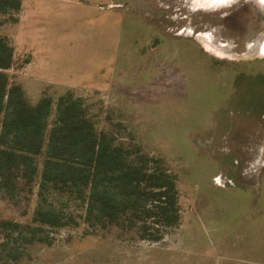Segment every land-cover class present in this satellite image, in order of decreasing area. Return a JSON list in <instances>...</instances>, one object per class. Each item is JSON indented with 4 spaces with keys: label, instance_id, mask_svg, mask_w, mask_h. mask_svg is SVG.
I'll return each mask as SVG.
<instances>
[{
    "label": "rangeland",
    "instance_id": "1",
    "mask_svg": "<svg viewBox=\"0 0 264 264\" xmlns=\"http://www.w3.org/2000/svg\"><path fill=\"white\" fill-rule=\"evenodd\" d=\"M203 3L23 0L0 27L30 100L83 97L99 129L164 159L181 214L154 242L92 227L62 199L70 224L44 240L0 228V264H264V56L251 50L264 15L255 0ZM37 201L34 185L0 189V219L33 224Z\"/></svg>",
    "mask_w": 264,
    "mask_h": 264
},
{
    "label": "trees",
    "instance_id": "2",
    "mask_svg": "<svg viewBox=\"0 0 264 264\" xmlns=\"http://www.w3.org/2000/svg\"><path fill=\"white\" fill-rule=\"evenodd\" d=\"M22 9L23 0H0V27L18 23ZM14 50L10 36L0 32V189L12 196L21 183L34 185L38 201L33 224L0 219V228L28 244L44 240L46 227L70 224L62 199L82 203L88 225H115L142 240L158 242L178 227L177 175L164 159L99 129L72 90L56 100L44 93L31 101L8 72Z\"/></svg>",
    "mask_w": 264,
    "mask_h": 264
},
{
    "label": "bare ground",
    "instance_id": "3",
    "mask_svg": "<svg viewBox=\"0 0 264 264\" xmlns=\"http://www.w3.org/2000/svg\"><path fill=\"white\" fill-rule=\"evenodd\" d=\"M195 1L198 4L205 5L203 2L216 3V2L228 1V0H195ZM260 1L262 2V5L264 6V0H260ZM251 48H252L251 50L253 52H256L258 55H261V56L263 55L264 56V36L262 38L260 37L257 41H255V43L253 44V46Z\"/></svg>",
    "mask_w": 264,
    "mask_h": 264
},
{
    "label": "water",
    "instance_id": "4",
    "mask_svg": "<svg viewBox=\"0 0 264 264\" xmlns=\"http://www.w3.org/2000/svg\"><path fill=\"white\" fill-rule=\"evenodd\" d=\"M257 2V5L259 7V9L261 10L262 14L264 15V6L260 5L258 2H260L259 0H255ZM264 36V32L261 35V38Z\"/></svg>",
    "mask_w": 264,
    "mask_h": 264
},
{
    "label": "crops",
    "instance_id": "5",
    "mask_svg": "<svg viewBox=\"0 0 264 264\" xmlns=\"http://www.w3.org/2000/svg\"><path fill=\"white\" fill-rule=\"evenodd\" d=\"M166 260H168V259H166ZM165 264H171V263H169V262L166 261Z\"/></svg>",
    "mask_w": 264,
    "mask_h": 264
}]
</instances>
